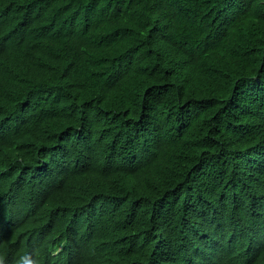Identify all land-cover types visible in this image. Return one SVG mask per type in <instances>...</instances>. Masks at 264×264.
I'll return each instance as SVG.
<instances>
[{"label":"trees","instance_id":"trees-1","mask_svg":"<svg viewBox=\"0 0 264 264\" xmlns=\"http://www.w3.org/2000/svg\"><path fill=\"white\" fill-rule=\"evenodd\" d=\"M0 264H264V0H0Z\"/></svg>","mask_w":264,"mask_h":264}]
</instances>
